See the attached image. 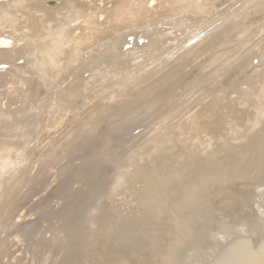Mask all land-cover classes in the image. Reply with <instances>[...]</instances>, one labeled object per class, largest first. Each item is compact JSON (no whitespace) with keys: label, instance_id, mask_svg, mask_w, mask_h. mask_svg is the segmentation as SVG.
I'll use <instances>...</instances> for the list:
<instances>
[{"label":"rangeland","instance_id":"rangeland-1","mask_svg":"<svg viewBox=\"0 0 264 264\" xmlns=\"http://www.w3.org/2000/svg\"><path fill=\"white\" fill-rule=\"evenodd\" d=\"M172 1L119 21L97 0V37L47 61L54 84L33 73L42 52L15 46L21 13L0 37V141L17 146L0 264H197L264 199V0ZM69 7L34 11L61 27Z\"/></svg>","mask_w":264,"mask_h":264},{"label":"bare ground","instance_id":"bare-ground-1","mask_svg":"<svg viewBox=\"0 0 264 264\" xmlns=\"http://www.w3.org/2000/svg\"><path fill=\"white\" fill-rule=\"evenodd\" d=\"M5 1H8V2L6 3V2H3V1H0V37L5 33V31H10L12 33L15 32V34L19 33L15 29H16L17 25L21 23V20L22 19H21V16L19 14V13H21V15L23 16V20H25V23L27 24L28 28H27V30L24 31L25 33L24 32L22 34H21V32L19 33V34L23 35V37L20 38V39H17L16 41H14V42H16V45L15 46H16V48H18V47H20V46H22V45H24V44L27 43L28 47L30 49H32V50H29V51H32V52H30L29 54L26 55V60L28 61V63H31V64H34V62L36 60V59H33V57H32V55L34 54L33 52L40 51V52L43 53L42 55H44V58L42 59V61L39 64H37V65L34 66V72H33L34 74H36L35 76H37L39 78L38 79L39 82L41 81V82H44L45 84H48V82L50 81L51 84L53 83V81H52L53 79L50 76H46L45 75V74H47V71H46L47 70L46 69L47 66L46 65H48V63H47L48 60H52L54 62V61H56L58 59H61L62 57H64L63 59H65V60L67 58L72 60L75 55H77L78 53H81V51L84 49V47L86 45H88V44L90 45L92 42H94L93 41L94 36L97 37V31H96V28L95 27L97 26V24H99V18H100V16H102V13H101L102 7L100 5H98L97 0H90V1H88V0H66V2L70 5V7H69L68 11L65 12V15L63 17H61L63 20L58 21V22H63L64 21L63 24H62L63 27L61 26L62 29H61V27H58L55 24L57 22L53 21L54 19H56V16L55 15H50V14H46L45 13V14L41 15V17L39 15H38L39 17H36V13H35L36 11H34V10H35V7L37 6V1L38 0H33V1H35V4H33V5L31 4V1L30 0H5ZM144 1L145 0H117V1L114 0L113 7L112 8L114 10H116V11L118 9L120 10V8L122 9V16L121 17H118V14H117V17H118L119 21H129V20L135 19L136 16L139 15V13L141 12V10L144 9V8H146L144 6V4H145ZM184 1L187 2V0H173L171 2V4H173V5H171V6L172 7L174 5L176 6V4H178V5L180 4V6H181V4H182L181 2H184ZM2 2L5 5H3ZM188 2H190V3L193 2V6L195 4L194 1H189L188 0ZM135 3H137V4L138 3H142V4L144 3V4L141 7H139V5H138V7H136V5L134 6ZM146 4H147V2H146ZM195 5L196 6L197 5L200 6L201 3H200V5L199 4H195ZM180 6L179 7L176 6L175 7L176 9L173 7L174 10H173V8L172 9L170 8V9L173 10V11L176 10L177 12L180 13V11L177 10V8H180L181 9L182 6L181 7ZM193 6L191 5L192 8H193ZM196 6H194V8ZM2 7H3V9H2ZM188 7H190V6H188ZM197 8H196V10H197ZM37 11H39V10H37ZM194 11H195V9H194ZM168 12H170V11H168ZM188 12H190V11H188ZM42 25L43 26L44 25H47L48 26V29H50V30H43V31L40 30V28L42 27ZM19 29H21V28H19ZM2 43H4V42H2ZM9 54H11V52L9 50L3 49L2 46L0 45V62H1V59L3 57H7V55H9ZM53 64H55V62ZM1 65H2V63H0V66ZM56 65H58V63ZM16 70H19V69L16 68L15 71ZM15 73H18V72H15ZM243 89H244V90H242L243 91V94L245 93L246 95H249L248 89H245V88H243ZM2 90L3 89L0 87V95L2 94L1 92H3ZM261 93H263L262 95H264V92H261ZM261 93L258 94V96L254 97V98H256V100H257V97H259V96L261 97ZM244 95H243V97H244ZM260 97H259L260 100H257L258 103L253 104V106L255 105V111H253V113H255V114L256 113L259 114L261 111L264 110V108H263V106H264V98L263 97L264 96H262L261 98ZM29 98H30V95H28V96L26 95L25 99H29ZM256 100H254V101H256ZM256 111H258V112H256ZM207 113H209V111H207ZM258 114L255 116V118H257ZM261 114H259V115L263 116L264 113L261 112ZM2 115H3L2 112H0V118L2 117ZM254 115H252V116H254ZM209 116H211V113H209ZM252 116H250V117L251 118H254ZM196 117H197V115H196ZM206 117H208V114H207ZM247 120H249V119H247ZM256 120H254V121H256ZM201 121H202V119H201ZM210 123H212V122H210ZM246 124H248V123H246ZM250 124L251 123H250V120H249V125ZM25 128H26V124H23L21 126V129H20V131L22 133V134L21 133L20 134L23 137H24V130H25ZM252 128H255V126L253 125ZM197 130H198V128H197ZM5 132H7V130ZM221 132H223V131H221ZM18 133H19V129H18ZM12 142H14V144L16 145V142L15 141H12ZM14 144L13 143L10 144L8 142L5 143V141H3V142L0 143V207L3 204V201H4L1 198L2 190L5 188L4 183H5L6 180H8L9 176L11 175V173L15 177V170H14V168L11 169V166L12 165L10 163V155L13 154V153H15L17 151V146H14ZM188 161L190 162V160H188ZM21 163H23V161H21L20 164ZM5 169L8 170V172H6V176L5 175H2L3 174L2 171L5 170ZM4 173H5V171H4ZM14 207H15V205H14ZM12 208H13V206H12ZM8 210H10V209H8ZM15 210H16V208H15ZM1 212H2V210L0 208V214H1ZM6 214H7V212H6ZM3 216H5V214ZM2 219H3V217H2ZM2 240L3 239L0 240V243H1ZM7 243L8 242H6L5 244H7ZM1 244H0V246H1ZM123 264H125V263H123Z\"/></svg>","mask_w":264,"mask_h":264},{"label":"water","instance_id":"water-1","mask_svg":"<svg viewBox=\"0 0 264 264\" xmlns=\"http://www.w3.org/2000/svg\"><path fill=\"white\" fill-rule=\"evenodd\" d=\"M197 264H264V199Z\"/></svg>","mask_w":264,"mask_h":264}]
</instances>
